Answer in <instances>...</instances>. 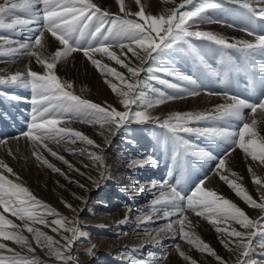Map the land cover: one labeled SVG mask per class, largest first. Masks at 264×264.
<instances>
[{"label": "snow or ice", "instance_id": "obj_1", "mask_svg": "<svg viewBox=\"0 0 264 264\" xmlns=\"http://www.w3.org/2000/svg\"><path fill=\"white\" fill-rule=\"evenodd\" d=\"M233 3L240 4L248 9L254 16H258L264 20V7L256 9L252 8L249 0H232ZM264 4V0H258ZM123 17H110L108 12L102 11L92 0H3L0 3V30H21L30 24H38L36 29L38 34L34 41L29 44H20L18 48H10L7 53L13 54L21 49H26L27 54L36 56L37 62L44 66L45 71L38 73L29 69L26 73H15L7 78L0 77V85L22 86L30 89L32 93L31 104V122L22 136L30 140L34 147L48 148L46 142L59 143L60 140L68 139L75 143L77 140L85 142L89 146L99 148L100 145L95 144L94 140L84 135L80 131L73 130L68 126H60L63 121L72 117H79L90 124L100 123L101 126L107 124L114 128H122L132 121L144 123L153 120L147 111H132V106L138 102L146 104V107L151 108L153 101L147 100L142 88L150 87L143 84L142 81L136 79L142 67H132L125 63L124 60L110 49L117 47L123 55L131 52L133 56L141 59V62L146 60L157 59L161 53L166 50L179 48L187 45L188 49L195 53V48L191 44L190 38H197L213 42L226 49H235L242 52L249 59L257 54L264 55V35L249 32V35H254L253 41L240 40L235 43H229L224 37L218 36L208 31H192L190 30L197 22H204V13L209 9L221 7L218 0H201L197 5L194 0H183L178 8L168 10L164 14L151 15L147 14L141 4V0H136L137 5H140L139 10L135 13L125 11L124 0H118ZM40 6L39 8L37 6ZM191 5V10L180 11ZM134 15L137 19L128 18ZM45 32L50 33L60 45L62 50H57L51 62L42 57L35 51L34 48H44ZM87 44V47L81 46V41ZM142 50L143 57H140L137 50ZM83 51L93 65L100 69H106V73L116 77L124 87H117L115 83L111 84L112 91L121 98L120 103L123 105V111L117 110L115 107H102L99 104L83 99L68 90L72 86L67 82H62L55 74L56 60L67 56L74 51ZM106 55L116 64L127 68L131 73L132 81H126L125 76L115 68L102 64L94 58L93 54ZM156 54V55H154ZM264 68V66H262ZM158 72L166 73L168 76L176 75L167 67H159ZM264 75V71H262ZM180 79L189 80L192 83L191 77H179ZM150 79L157 80L160 84H165L169 87L176 88L178 85L171 84L168 80L158 76H152ZM152 91H158L153 88ZM199 92L193 90L189 95H198ZM229 102L219 104L212 112L200 113H174L164 120L158 122V126L166 128L169 135L167 140L171 143L175 153L174 160L177 157H183L186 154L199 157L202 155L201 149L198 146L190 144L184 139L182 134H195L209 139L223 138L230 141L231 147L225 151L222 157L218 158V169L225 168V158L229 151L234 148H239L250 156L253 161H258L264 164V136H261L256 130V121L253 119L251 123L243 122L238 131H230L229 127H193V123L202 121H220V120H238L244 121L243 109H250L252 113H256L257 109L264 112V99L259 103H250L249 101L231 96L225 93ZM182 97H169L168 99H176ZM163 97L157 99L155 103H162ZM112 128L110 127V131ZM52 156L63 160L64 157L48 148ZM89 157L97 163L103 162V156L95 152H89ZM205 158H211L210 154H203ZM37 159H43L36 153ZM43 163L54 171L60 172V169L55 168L47 159H43ZM145 164L155 166L157 161L154 156H147L139 166ZM0 207L3 212H0V239L13 241L19 245H27L28 251L32 252L31 245L28 243L27 237L18 231H10L9 229H17L19 226L8 219L4 213H10L20 220L40 221L47 223L39 214V209H47L51 214L59 216L48 205L42 204L22 183L19 181V176L13 172V169L0 160ZM251 170V169H250ZM7 173V174H6ZM9 175L16 176V180L9 178ZM235 175V174H233ZM220 178L233 189L236 195L243 198L250 206L264 209V203L257 205L256 201L246 192L242 185L230 180L228 176L221 174ZM207 177L204 178L206 180ZM204 180H201L190 194H184L178 191L176 187H171L170 191L161 189L159 196L153 200V206H163L171 209L183 217L185 208L191 209L197 215H204L205 218L214 217L210 222L217 225L216 231L224 233L230 239L229 242L234 245L230 247V251L238 252L237 264H248L247 257L253 246V239L257 236L264 241V222L260 219L253 220L241 210L235 203L224 198L216 191L207 189L204 186ZM256 184H261V180L256 178ZM96 183V181H94ZM153 187H156L153 184ZM70 207V205H69ZM173 211H165V216H170ZM179 219L176 223L179 225V234L187 240L189 244H194L200 251H206L214 256L221 264L224 261L217 253L199 237L193 238L188 231H185V220ZM235 222L246 231H239L235 228L220 227L223 222ZM67 223L66 218L60 217L52 221V224L64 226ZM171 228V224L169 225ZM57 231L56 228L52 229ZM27 231L33 233L37 243L41 238L48 241L50 252L57 259H65L68 261L75 260L73 256H63L62 253L53 247L56 241L52 237L46 236L45 233L39 232L32 227H27ZM65 231H70L72 237H64L67 241L65 247L71 250L73 242L83 233L77 227L67 228ZM229 242L225 243V247L229 246ZM264 248V242L260 244ZM177 248L179 246L177 245ZM7 252L9 255H4ZM91 254V250L89 253ZM185 259H188L183 252L180 253ZM0 264H37L34 257L22 256L15 249L8 247L5 243L0 242ZM143 264V262H141ZM193 264L195 262L193 261Z\"/></svg>", "mask_w": 264, "mask_h": 264}, {"label": "bare ground", "instance_id": "obj_2", "mask_svg": "<svg viewBox=\"0 0 264 264\" xmlns=\"http://www.w3.org/2000/svg\"><path fill=\"white\" fill-rule=\"evenodd\" d=\"M221 1H223V6H225L227 10L221 13L212 12L211 16L209 15L204 17L205 18L204 22L202 23L197 22L196 24H194L192 29H204V30L212 29L216 31L220 30L226 32L229 36L243 37L244 39L249 41H253L255 38H253L254 36L252 37L251 35H247V34L249 32H253L254 30L258 32L260 31L258 34L264 35V20L260 19L258 16H254L252 12L244 8L242 5L233 3L232 0H221ZM182 2L183 0H141V4L145 9L146 13L151 15L164 14L170 9L178 8V6ZM197 2L200 3L201 0H197ZM249 2L251 3L252 8L256 9L257 11L259 10V8L264 7V4L259 3L258 0H249ZM98 6L100 8L107 9L108 13L110 14V17H115L118 14H124L123 12H121L120 4L118 3V0H99ZM124 6H125V11L129 13L137 12L140 7V5H137L136 0H124ZM37 7L39 8L40 6L38 5ZM187 8L188 6L184 9H181L180 11H185V9ZM38 28H39L38 24H30L24 27L23 31L19 29L10 30V31L4 30L3 32L0 31V76H3L4 78V77H9L15 73H26L29 69H31L32 71H36L38 73H43L45 71L44 66L37 62L36 56L27 54L26 49H21L19 52L13 53L11 55L4 54L7 53L8 49L10 48H18L20 44H25V43L31 44L34 41L35 36L38 34V32H36V29ZM61 48L63 49V46L60 45L59 42L56 41L55 38H53L50 33L45 32L44 48L43 49L34 48V50L39 52L42 55V57L48 59L51 62L52 58L55 56V52L57 50H62ZM217 48L218 47L216 46L215 43H211V49L215 54L220 53V51ZM110 50L116 52V54L118 53L122 54L121 50L117 47H114ZM125 51L127 53L126 55L129 56L130 61L133 60L132 62L134 61L137 62L135 67H142L143 71H141V73L144 72L152 76L155 75L162 79L168 80L171 84L178 85V87L172 88L165 84H162V86L165 85V87H167V89L165 88L164 90L165 91L167 90L168 92L165 93L163 89L160 90L161 88L158 89V87L157 88L153 87L150 84L151 82H146L144 80H141L143 84L150 85V87H145V89L146 88L148 89L147 91H142V92L145 94L147 100L153 101V106L151 108H148L146 107V104H142L138 102L136 105L132 106L133 112L141 111L143 109V111H147L148 114L152 116L155 115L154 117L158 118V120L160 119L165 120L168 119L170 115L177 112L183 113L188 109H199V110L209 109L219 104L229 102L228 99L225 98L224 96L222 97L220 95H208L203 91L199 92L198 95H194V96L189 95L190 88L188 86H184V88L186 89V91H184L185 92L184 94L182 93V91H180L181 94L188 96L187 99L185 100L181 99V101H177V102L174 99H168L171 95H175L170 92L179 95L180 93L178 90L183 89V87H181L182 84H180L177 78L181 77V75H184L183 72L186 71L188 72L185 74V77H188L192 75L191 71L193 70L186 68L185 70H182V72L180 71V75H179L178 73L179 70L175 71V69L172 68L171 70H174L175 71L174 73L176 75L168 76L166 73L153 71L152 68V67H156L157 69L159 67H167L169 69V66L167 65L169 62L165 61L166 58L164 57L165 55L169 54L168 52H164V54H162L160 58H157L155 61L151 60L147 65H145V63L149 60H146L145 62L142 63L140 58L133 56L132 53L127 52V50ZM137 51L139 52L140 57L144 56L142 50L138 49ZM181 52L182 51L180 50L177 51L175 50L173 53L174 57L178 56L179 58H182L185 54H182ZM93 55L103 56L102 54L99 53ZM83 56L84 54L82 51H74L69 53L67 56H63L56 60V67L54 69V72L61 79L62 82L68 83V81H71V78L74 73L72 67L73 62L77 60V58H83ZM237 66L240 68L242 64L240 65L239 63H237ZM81 70L83 69L81 68ZM132 79L133 78L131 77L130 81H132ZM80 81L81 80H79V82ZM187 81L186 84L190 86L189 80ZM81 82L82 84L85 83V82L83 83V80ZM87 83L90 94L88 93L89 96L87 94L85 95H87L91 100L96 102L105 101L106 102L105 104L108 107H115L120 111L125 110L124 107L120 106L121 103H118L117 101L114 100V98L110 97V94L112 93H110L109 91L104 92L100 86H98L97 84L96 85L93 84L92 79ZM77 84L79 83H76V86ZM11 87L12 89H10V91L7 90L8 94L14 95L16 98H18L20 106L22 105L24 108L25 114L24 113L21 115L18 114L21 116L20 120L23 125H19V124L17 125L15 122H14L15 124L12 123L13 119L9 117V115L0 111V123H1L0 132H3V134L0 136V154L4 153L8 145H10L11 143L18 144L19 142L29 141L28 139L22 136V133L27 130L28 125L31 122V112L33 107L31 104L32 93L30 89L24 88L22 86L11 85ZM153 88L157 89L158 91L155 92L152 91ZM114 97L117 96L114 95ZM161 97L164 98L163 102L155 103V101ZM4 106H6V103ZM243 115L245 117L244 122L251 123L253 119L255 120V118L259 116V109H257L256 113L250 112L248 114H243ZM152 121L155 122L156 119ZM147 122L148 121L144 123H129L126 126L122 127V129L123 128L125 129V130L123 129L124 134L125 132H127L128 134L127 136H124L123 133H122L123 136L120 133L117 134L119 130H121V128H114V126H109L107 124L101 126L100 123H96L92 125L89 124L88 122H85L79 117H72L68 119V121L62 122V124L60 125V126H68L71 127L73 130H75L74 127H77L78 125L83 126V124L86 125L89 124L88 126L89 134H91L92 136L90 137V139L94 140L95 144L100 145L99 148L89 146L85 142H82L80 140H77L75 143H73L71 140L65 139L63 142H61L62 140H60L59 143L61 145H65L67 149H70L73 152L78 151L77 153L82 154V157H84L83 160L88 166V170L86 171V173L92 175L93 179L96 181V183H94L92 187L89 186L85 187L86 190H84L85 193L83 195L84 197L85 195L89 196L90 193L92 195L94 194L95 196L97 192V187L101 185V182L104 180H105L104 185H106L107 192L110 193V195H104L105 198H108V202H109V205L105 206L106 207L105 213L103 211L100 212V209L97 206V205L102 206V202H99L100 204L96 201L87 202L86 200L87 196L84 198V201L82 199L83 201L82 204H80L79 207L76 208V210L73 211H66L65 209L55 210V213H58L60 217L66 218L67 223L65 225L71 227L78 226L79 230H82L81 229L82 226L85 227L89 225L92 231L94 229L93 231L94 234L92 236L89 237L87 236L82 238L84 240L82 243H78L76 246L73 245L70 251L66 250V252L62 254L63 256H73L75 257V260L68 261L62 258L53 259V260H45L42 258L40 259V257L39 258L36 257V255H34L33 252L31 253L30 251H28L27 245L22 246L14 243L13 241H7V240L4 241L1 239L0 242L5 243L10 248L15 249L16 252L22 254L23 256H28L29 254H32L31 257H34L36 259L37 264H126V262L123 260L124 258L122 259L123 254L125 253L132 254L133 252L137 256L134 258L135 263L141 264V262H143V264H157L160 260L159 258L162 257L161 255L163 252L165 254L169 252V250L172 251V249L169 246L172 244L173 238L177 235L172 232V229L175 227L176 222L178 221L177 218L179 217V214L174 212L171 209V206H168V208H165L163 206H155L154 209L153 206L154 199L152 198L155 197L156 195H159L161 189L167 192L170 191V188L168 186L177 187L178 182L177 183L166 182L167 179L166 180L164 179L165 181L162 180L164 177L160 179L159 175H156L155 177L154 175L150 174L149 172L150 169L147 170V168L148 166L151 165L145 164L143 167L139 166L140 163H142L144 159L148 156V155L147 156L143 155L142 148H145V145H148L149 147L150 146L154 147L156 141L160 142L161 140V135H159L161 132L154 134L155 131H157L158 129L152 126L153 123L152 124L148 123L147 126ZM203 125L204 124H202L201 126ZM110 127L112 128L111 131H110ZM127 127L129 128L127 129ZM131 136H133V138H131ZM138 141L141 142L143 141L144 147L140 146ZM114 147H118L120 150H118L114 156H111V159L106 157L109 152L114 150ZM95 151L96 154L103 156L102 163H97L89 157L88 153ZM243 157H245V159H242ZM224 158H225V163L228 160L231 161L234 160L235 163H237L236 161L238 160H242L241 163L244 162L243 164L250 165V167H253L254 171H256L255 166L257 165L264 167V164H260L258 161H253L250 156L246 155L243 152V150L239 148H234ZM246 160H250L251 162L247 161L248 162L247 164V162H245ZM7 164L13 169V172L16 174L18 170V169L16 170L15 168L16 166L14 167L9 162ZM0 171H3V169H0ZM126 171L131 174L129 175ZM111 172H113L115 175L121 176V179H118L119 177L116 179L112 177ZM221 172L223 173V169H218V166L216 169H214V171L212 170V173L209 176H207L206 180H204V186L207 189H211V190L217 188L218 186L220 187L221 190L224 189L222 191H225V189L226 190L230 189L233 197H235L236 193L233 189L230 188L229 185L227 184L224 185L223 183L220 184L219 178L222 174ZM249 172L247 173L246 170V173L248 174L246 175L248 177L247 185L250 192L249 195L256 201L257 205L262 204L264 203L263 181L261 180L262 185L256 184L254 180H252V177L249 175ZM9 178L13 179L14 181L16 180V178H14L13 175H9ZM123 180H126V182H128V185L131 186V189L129 190L130 191L129 194L127 196H124V199L122 197L123 194L121 195V192L119 191L123 186ZM16 182L22 183L31 192L30 185L22 181H16ZM153 184H155L156 187H153ZM197 184H199V181H197L196 179V181L192 182L191 184L189 183V185L186 186V188L185 187L183 188L187 189L190 194V191L193 190V188ZM113 195L119 196L120 202L114 203V200L117 199L116 198L113 199L114 197ZM126 199H128L129 201V206H128L130 208L129 212L133 215L136 214L134 216L135 218L134 217L129 218L130 216L128 218H121L120 216H117V213L115 214V212H118V210L120 211L124 209L122 207L116 208V206L117 204H124V200ZM233 199L235 200V198ZM239 199L237 201H239ZM241 202L242 203L237 202V204L240 206L241 210H243L248 215L249 218L253 220L260 219L262 222H264V209L250 206L243 198H241ZM90 204L92 206H90ZM109 208L110 211H107V209ZM188 210L189 209L185 208L183 216L187 217L186 220L189 219L188 220L189 223L190 220L192 221L193 219H197L198 217H201L200 215H196V212L193 213ZM38 211L39 214L43 217V219L47 221L48 224L49 222L57 218H60L59 216H56L49 212H45L44 210H41L39 208ZM165 211H173V214L170 216H165L164 215ZM13 217L14 216L11 215L10 219L12 218L11 220H13V222L17 224L19 227L17 229H9L10 231H18L24 236L27 233H29L33 237V233L28 232L27 227H32L39 232L45 230L44 228L46 223L40 221L33 222L27 220H20L18 217L17 218L15 217L16 219ZM170 224H171V228H169ZM233 225L236 230L246 231L239 224L234 223ZM140 239L142 241V246L141 247L139 246L140 247L139 249L137 248V245L134 242H136L135 240H140ZM262 242L264 241L261 240L260 236H257L253 239V246L250 251V255L246 258L248 264L249 262L251 263L254 262L253 260L257 261L258 264H264V248L260 247V244ZM91 244H92L90 249L91 254L87 256L83 252ZM105 246H108V248L106 249ZM230 247L234 248V245L230 243L229 248ZM257 252L259 254H257ZM233 253L234 254L236 253L235 255L236 260L233 262V264H237L238 252L233 251ZM6 254L9 253L6 252Z\"/></svg>", "mask_w": 264, "mask_h": 264}, {"label": "rangeland", "instance_id": "obj_3", "mask_svg": "<svg viewBox=\"0 0 264 264\" xmlns=\"http://www.w3.org/2000/svg\"><path fill=\"white\" fill-rule=\"evenodd\" d=\"M92 2L95 3L97 6L99 5V0H92ZM194 2L197 5L199 4L197 2V0H195ZM218 2L220 3L221 7L207 10L204 13V17L209 16V15L211 16L212 12H220L221 13V12H224L225 10H227L226 7L223 6V1L218 0ZM0 3H3V0H0ZM191 7L192 6L189 5L188 8L185 9V11L191 10ZM100 9L102 11L108 12L107 9H104V8H100ZM123 16H124V14H118L115 17H123ZM128 18L137 19L134 16H129ZM190 30L212 32L218 36L224 37L229 43H235L237 41L244 39L243 37L229 36L226 32H223L220 30L216 31V30H212V29L204 30V29H192V28ZM0 31L3 32L4 30H0ZM6 31H10V30H6ZM259 32L255 31V30L253 31V33H255V34H258ZM247 35H249V34H247ZM251 36L253 37L254 35H251ZM253 38H255V37H253ZM244 40H246V39H244ZM190 41L196 50L195 53H193L191 50H189L187 45H183L179 48H174V49H171L169 51L168 50L165 51V52L169 53L168 55L164 56L166 58V59L164 58L165 61L169 62L168 64L166 63L169 66V70H171L172 68L175 69V71L179 70L178 71L179 75H180V71L182 72V70H185L186 68L193 70V71H191L192 75H190V76L187 75L188 77H191L192 81L195 82V83H192L189 81L190 86L186 84V81H187L186 79L184 80V79L177 78L178 81L180 82V84H182L181 87H183V89L178 90L180 93L179 95H177L176 93L170 92L172 94H175V95H171L170 97H182V98L174 99L176 102L181 101V99L185 100L188 98L187 95H183L185 93L184 91H186L184 86H188L190 88V90H192V91L193 90H196V91L200 90L198 92L203 91V92L207 93L208 95H220L222 97L224 96L225 98H227L225 95V93H227L228 95L236 96V97L245 99V100L249 101L250 103H259L261 101V99H264V75H262V71H264V68H262V66H264V55L257 54V55H255L249 59L242 52H238L235 49H226V48H223L219 45H216V46L218 47L217 49L220 51V53L215 54L211 49V43H213V42L200 40L197 38H190ZM253 42H254V40H253ZM81 46L87 47V44L84 42V40L81 41ZM175 50L176 51L180 50V51H182L181 53L185 54V55L182 58H179L178 56L174 57L173 53ZM78 51H80V50H78ZM162 54H164V52L161 53L159 56H157V58H160ZM117 55L120 56V58L122 60H124L125 63L129 64V66H132V67L136 66L137 62L136 61L132 62L133 60L130 61V58L128 55H123V54H119V53ZM154 55H156V54H154ZM94 58L99 60L102 64H106L109 67L115 68L117 71L121 72L125 76L126 81L129 80L128 82H131L130 79L132 76H131V73H129L127 71V68L116 64L115 61L110 60L109 58L107 59L106 55H103V56L94 55ZM150 61H151V59H149V61H147L145 63V65H147ZM237 63H239L240 65L242 64V66L239 68L237 66ZM185 65H186V67H185ZM72 67H73L74 73H73V76L71 78V81H68V83L71 84L72 87L68 90L72 91L75 95H78L83 99L90 100L91 102L99 104L102 107H108V106H106L105 101L104 102H96V101L91 100L88 97L90 93H89V87L87 85L88 84L87 82H89L92 79V82L94 85L97 84L98 86H100L104 92L109 91L110 93H112L113 95L110 94V97L114 98L115 101L120 103L121 98L119 96H117L116 93H114L111 90L112 89L111 84L115 83L117 85V87H121V88L124 87V85L116 77L111 76L110 74H107L106 69L102 70V69L98 68L96 65H93L90 62V60L85 56H83V58H77V60H75L73 62ZM151 67H152V65H151ZM81 68L83 70H81ZM152 68H153V71H156V67H152ZM171 71L175 72L174 70H171ZM187 72L188 71L183 72L184 75H181V76L185 77V74ZM150 76L152 77V75H149L148 73L143 72L137 77V79H139L140 81L144 80L146 82H151L150 84L153 87H156V88L158 87V89L161 88L160 90H162V89L164 90L165 88L167 89V87H165V85L162 86V84H160L157 80L149 79V78H151ZM153 76H155V75H153ZM0 77H3V76H0ZM4 78H7V77H4ZM79 80H81V81L83 80V83L84 82L85 83L82 84V82L81 81L79 82ZM76 83H79V84H77V86H76ZM78 86H80V87H78ZM77 87H78V90H77ZM10 89H12L11 85H0V99H1L0 100V108H2V109H0V111L9 115V117H11L13 119V122H12L13 124L16 123L17 125L18 124L23 125L21 120H20V118H21L20 115L25 112L24 108L22 105L20 106L18 98H16L14 95L8 94L7 90L10 91ZM147 90H148L147 88L142 89V91H147ZM190 90H189V92H191ZM180 91H182L183 94H181ZM164 92L167 93L168 91L164 90ZM1 93H2V95H1ZM85 94H87L88 96ZM114 95L117 97H114ZM5 96H7V97H5ZM118 99H119V101H118ZM5 103H6V106H4ZM103 104H105V105H103ZM120 106L123 107L122 104H120ZM215 107H213V108L211 107L209 109H203V110L202 109L201 110H199V109H188V110L184 111L183 113H186V112H192V113L212 112L215 109ZM141 111H143V109ZM250 112H251L250 109H247V108L243 109V114H248ZM18 114H20V115H18ZM263 114H264V112H261L259 110V116L255 118L256 130L258 131V133L261 136H264V115ZM150 116L155 119V117H154L155 115H153V116L150 115ZM65 121H68V119ZM163 121L164 120H162V119L159 120V122H161V123ZM244 121H245V117H244ZM244 121H238V120L202 121L199 123H193L191 126H193V127H206V126L229 127L230 131H238L239 127L242 125V123ZM131 123H138V122L132 121ZM148 123L149 124L153 123L152 126L156 127V129H158L157 131H155L154 134L161 132L159 134V135H161V140H160V142L156 141V144L154 147H151V146L149 147L148 145H145L146 149L142 148L143 149V155L154 156L156 161H157V164L154 166L155 168L152 167V165H151V166H148L147 170L150 169L149 170L150 174L154 175L155 177H156V175H159L160 179H162L164 177L162 180L167 179L166 182H171V183H177L178 182L177 183L178 185L176 188L178 191H182L184 194H189V192L187 189H184L183 187L186 188V186H188L189 183L191 184L192 182L196 181V179L200 183L201 180H204L205 177L209 176L212 173V170L214 171V169L217 168L218 158L222 157L223 154L225 153V151L231 147L230 141H226L223 138L209 139V138L201 137V136L195 135V134H182L184 136V139L187 138V139H185L186 141L190 142V144H192V145L198 146L201 149L202 155L199 157H196V156H192L189 153V154L184 155L182 158L177 157L174 160L173 157H174L175 153L173 151V147H172L171 143L167 140V136L169 135L167 129L158 126L157 121L153 122L152 120H149L147 122V126H148ZM89 124L88 125L83 124V126L78 125L77 127H74V128L76 131H81L84 135H86L90 138L92 136H91V134H89V127H88ZM202 124H204V125L201 126ZM129 127H130V125H129ZM129 127H127V129ZM77 128H79V129H77ZM86 129H88V130H86ZM123 129L121 128V130H119V132L117 131L118 133L117 132L116 133L117 134L120 133L121 135H122V133L124 134L125 129L124 130ZM0 133H1L0 134V136H1L3 134V132H0ZM117 134H115V135H117ZM127 135H128L127 132H125L124 136H127ZM131 138H133V136H131ZM64 140H62L61 142H63ZM29 141L28 142H19L18 144H16V143L12 144L11 143L10 145H8V147L6 148L4 153L0 154V160H3L4 162H7V163L9 162L14 167L16 166L15 167L16 170L18 169L16 172V175L19 176V179H20L19 181L25 182L28 185H30L31 193L39 201H41L42 204L48 205L54 211L59 210V209H65L66 211H73V210H76V208L79 207L80 204H82V202L84 201V198L87 196L86 197L87 202H92V201H96L98 203L102 202V206L101 205H97V206L100 209V212L103 211L105 213V210H106L105 206L106 205L108 206L109 202H108V198H105L104 195H110V193L107 192L106 185H104L105 180L102 181L101 185H99L97 187V192H96L95 196H94V194L92 195L91 193H90L91 195L89 194V196L88 195H85V197L83 196L85 194L84 190H86L85 187L86 186L92 187V185H94L95 180L93 179L92 175L86 173V171L88 170V166L85 163V161L83 160L84 157H82V154L77 153L78 151L73 152L70 149H67V147L65 145H61L60 143L58 144L56 142H46L48 144V148H50L52 151L56 152L58 154V156L64 157V160H66L68 162V163H64L63 160H60L57 157L52 156L51 152L48 151V148H43L42 146L34 147L32 142L31 141L29 142ZM138 143L140 146L144 147L143 141L142 142L138 141ZM118 150H120L118 147H114V150L109 152L106 157L111 159V156H114ZM230 152L231 151H229L228 154ZM36 153H38L43 159H47L50 164L54 165L55 168L60 169V172H56L53 170V168H49L47 165H45L43 163V159H37ZM95 153H96V151H95ZM203 154H210L211 158H205ZM246 158H248V157H246ZM242 159H245V157H243ZM241 161L242 160H238V161H236L237 163H235L234 160L233 161L228 160L225 163V168L223 169V173L222 172L221 173L225 176H228L230 180H234L236 183L242 185V187L246 190V192L248 194H250L249 188L247 185V181H248V177H247L248 174L247 173L249 171H250L249 175L252 177V180H255V178H259L260 180L263 181V187H264V170H263L264 167L262 166L263 167L262 168L260 165H257V166H255L256 168L254 167L256 169V171H254L253 167H250V165H245V164H243L244 162L241 163ZM247 161L251 162L250 160H246L245 162H247ZM247 164H248V162H247ZM257 168H259V169H257ZM246 170H247V173H246ZM261 170L263 171V173ZM18 171H20V172H18ZM113 172H111L112 177H114L115 179L119 177L118 179H121V176L115 175ZM254 172L257 174V176ZM112 173H113V175H112ZM128 174L130 175L131 173H128ZM233 174H235V175H233ZM14 178H16V176H14ZM24 178H26V179H24ZM219 182H220V184L221 183H223L224 185L227 184L221 178H219ZM182 185H184V186H182ZM261 185H262V182H261ZM218 188H219V190H218ZM130 189H131V186L128 185V182H126V180H123V186L119 190L121 192V195L123 194V196H122L123 199H124V196H127L129 194ZM127 190H128V192H127ZM222 190H224V189H222ZM222 190L220 189L219 186L217 188L213 189V191H216L218 194L222 195L224 198H227L228 200L232 201L233 203H235L240 208V206L237 204V202L242 203L241 197L237 196V195L235 197H233L230 189H228V190L225 189V191H222ZM82 191H83V193H82ZM158 196L159 195H156L152 199H155ZM115 198L117 200H114V203L120 202L119 196H114L113 199H115ZM233 198H235V200ZM237 198L238 199L240 198L239 201H237L238 200ZM82 199H83V201H82ZM69 205H70V207H69ZM123 205H125V206H123ZM90 206H92V205L90 204ZM126 206H127V208H126ZM128 206H129L128 199L124 200V204H117L116 208L122 207L124 209L120 210V211L118 210V212H115V214L117 213V216H120L121 218H128L129 216H130L129 218L134 217L136 214L135 215L131 214L129 212L130 208ZM41 210L48 212L47 209H41ZM107 211H110V208L107 209ZM188 211L193 212L191 209H189ZM0 212H3L2 207H0ZM4 215L8 219H10V216H11L10 213H4ZM105 216H107V215H105ZM200 216L202 218L198 217L197 219H193L192 221L190 220V223L188 221L189 219L186 220L184 230L188 231L190 233V235L193 236V238L199 237L202 241L207 243L217 253V255L222 258V260L224 261V264H229V263L233 264V262L236 260V257H235L236 253L234 254L233 251L229 250V246L225 247V244H224L226 242H229L228 239H230V238L227 235H225L224 233L216 231L217 225H214L210 222V219H214V217L213 218H210V217L205 218L204 215H200ZM183 217L179 215V217L177 219L179 220V219H182ZM13 218H15V217H13ZM51 222H49V224L48 223L45 224V228H44L45 230L42 232L45 233L46 236L52 237L53 240L57 242L53 245V247L56 248L57 250H59L62 254H64L67 250L65 247H63L67 243V241L64 239V237H68L69 239L72 237V233L70 231H65V227L71 228V226H68V225L60 226V225L52 224ZM196 222H198V223H196ZM234 223L235 222H230V221L227 223L223 222L219 226L222 228L228 227V226H230L231 228H234V225H233ZM222 224H224V225H222ZM227 224H229V225H227ZM75 227L78 228V226H75ZM82 227H81L82 230H80V231L83 233V236L78 237L73 242L74 246H76L78 243H82L84 241L82 238L87 237V236L89 237V236H92L94 234V232H93L94 229L92 231V229H90L89 225H87L85 227L82 226ZM53 228H56L57 231H53L52 230ZM172 232L174 234L178 235V236L176 235L173 238V242L169 246L172 249V251L169 250V252H167L165 254L163 252L161 255L162 257L159 258L160 260L157 264H193V261L195 262V264H221V261H218L214 256L210 255L206 251H200L198 249V247L194 244H189L187 242V240L184 239L181 234H179V225L177 223H176L175 227L172 229ZM25 237H27L28 243L31 245L32 249H34V251H32V252L34 253V255H36V257H38V258L40 257V259L42 258L45 260L57 259L56 256L50 252V250L47 246L48 241L41 238V241L39 243H37L34 236L32 237V235H30L29 233H27L25 235ZM4 241H6V240H4ZM135 241L136 242H134V243L137 245V248L140 249V247L142 246L141 239L135 240ZM177 245L179 246V248H177ZM229 245H230V242H229ZM91 246H92V244L89 245V247L83 252L85 255H87V256L90 255L88 253H89V250L91 249ZM105 248L107 249L108 246H105ZM218 248H219V250H218ZM135 252H136V250H135ZM181 252H183L185 254V256L188 257V259H185L184 256H181V254H180ZM3 254L9 255V254H6V252H4ZM125 254H123L122 259L124 258L123 260L126 262V264H138V263H135V261H134V258L137 257L134 254V252L132 254H130V253L129 254L125 253ZM257 254H259V253L257 252ZM31 256H32V254L28 255V257H31ZM253 261L254 262H252V263L249 262V264H258L257 261H255V260H253Z\"/></svg>", "mask_w": 264, "mask_h": 264}]
</instances>
